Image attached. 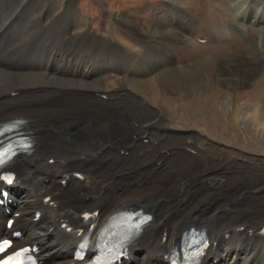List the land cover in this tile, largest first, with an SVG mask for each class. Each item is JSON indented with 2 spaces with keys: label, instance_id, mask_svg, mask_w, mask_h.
<instances>
[{
  "label": "bare ground",
  "instance_id": "1",
  "mask_svg": "<svg viewBox=\"0 0 264 264\" xmlns=\"http://www.w3.org/2000/svg\"><path fill=\"white\" fill-rule=\"evenodd\" d=\"M256 1L262 6L255 4L249 10V3L231 0L232 14L259 29L255 41L250 40L256 49L249 60L229 56L224 63L233 67L230 71L249 70L256 84H261L264 0ZM176 2L167 0V7ZM71 4L57 5L55 13L51 0H0V122L26 120L34 142L33 153L14 160L20 182L11 187L13 201L9 208L19 216L10 233L22 230L20 242L37 245L41 264H70L85 233L95 237L125 205L145 203L151 220L129 249L128 257L118 264H166L172 242L193 223L208 228L210 246L202 264H264V167L237 160L221 162L218 157L211 159V166L206 155L210 150L219 156L216 150H207L199 143L188 144V140L181 146V138L173 140L172 134L153 133L152 126L161 125L163 116L148 98L128 102L129 105L117 104L115 87L104 90L107 88L102 74L117 71L122 60L139 70L129 81L142 94H152L156 89L151 75L157 71L165 89L176 86L192 90L199 81L190 78L198 69L181 72L186 67L177 69L174 64V68L165 59L172 56L171 52H152L160 47L167 50L168 45H161V40L181 47L193 46L191 38H185L173 26L177 14L167 13L170 10L159 12L152 29L137 20L133 22L129 14L123 18L126 12L119 15L141 34L139 42L149 47L146 53H132L90 32L70 34L82 22V15ZM69 10L73 11L72 19L63 24ZM166 14L170 16L166 18ZM240 25L239 29L249 37L250 27ZM187 26L191 28L192 23ZM149 60L154 63L151 69L145 64ZM213 68L219 73L215 80L227 82L229 78L218 72L220 62L214 61ZM178 73L181 79L188 78L186 82L178 79ZM241 114L244 122L252 126V140L264 144V107L256 102ZM196 136L207 139L202 132ZM161 138L172 146H163L156 158L172 154L176 158L172 163L163 162L165 172L161 178L154 177L148 185L135 183L131 176L156 169L157 164L139 155L155 147ZM144 140H149L148 144ZM123 149L129 155L121 154ZM196 187L210 189L205 195L194 196L195 203L189 208L194 199L189 192ZM95 210H99L96 225L90 231V225L83 224V214ZM64 223L71 225L75 233L69 232Z\"/></svg>",
  "mask_w": 264,
  "mask_h": 264
},
{
  "label": "rangeland",
  "instance_id": "2",
  "mask_svg": "<svg viewBox=\"0 0 264 264\" xmlns=\"http://www.w3.org/2000/svg\"><path fill=\"white\" fill-rule=\"evenodd\" d=\"M70 1L73 4L74 0H51L52 6L54 5L52 7L53 12H58L57 5L60 6L64 3L67 5L71 3ZM177 1L176 4H173L169 8L167 7V0H78L77 6L73 5V9L82 15V22H80L79 26L74 27L70 31V34L90 32L104 39L108 38V41L112 42V44H119L129 52L138 51V53H142L149 50V47L147 49V47L139 42L141 34L139 35V32L133 27L127 26V23L118 16H122L126 12L123 18L129 14L132 16L133 22L139 21L147 29H152L159 12L165 13L167 10H170L167 13H173L172 15L177 14V21L174 22L172 20V24L176 27V31L178 30L185 38H191L190 36L195 32L194 29H197L202 36L211 40L201 42L198 37H192L191 41L194 44L188 48L161 40V45H168L167 50L160 47L158 50L156 49L152 52L161 55L171 52L172 56L167 55L165 59L171 65L176 64L177 67L174 65V68L183 69L186 67L181 72L186 69H198V72H195V76L190 78L191 80L193 78L199 81L193 86L192 90L188 91L187 88H178L176 86H174L175 89H165L158 79L159 71H157L151 75L156 89L152 94H142L138 91L139 89L133 88L132 82L129 81L130 76L135 75L134 73L136 71L139 72V70H136V65H129L125 60H122L121 63L118 62L117 71H107L102 74L105 78V87L107 88L104 90L107 92L109 90L112 91V87H115L116 98L114 102L117 104L129 105L128 102H142L144 98H148L147 101H149L152 107L158 109L163 116V123L158 125L159 127L157 125L152 126L153 133L155 135H162V133L172 134L173 140H176L174 138H181V146L188 140V144L197 145L199 143L207 150H216L219 156L214 155L210 150L206 155V161L211 166L214 163L211 159L218 157V160L221 162L226 160L233 162L237 160L251 166L264 167V144L252 140L249 134L252 126L246 121L244 122L243 115L241 114L245 107L256 102L261 108L264 107V82L256 84L255 78L249 70L242 68V72L236 70L230 71L233 67L227 66L224 63L229 56L235 59L245 57V60H249L248 56L250 57L256 49L250 40L255 41V33L258 32L257 28L259 29V27L250 26L252 29L249 37H246L239 29V26H237L239 32L236 24H245V20L244 18H237L234 15L240 20L238 22L234 18L231 10V0ZM239 2L249 3V10L255 4L258 6H262L263 4L256 0H239ZM151 5L153 9L150 13L147 8ZM71 13L73 11L69 10L68 15L63 20V24L72 19ZM233 13L235 14V12ZM169 16V14H166V18ZM178 22L186 23L181 25ZM189 22L192 23L191 28L187 26ZM248 25H250L249 22ZM70 34L68 33L65 37L68 39ZM188 34L190 35L189 37ZM247 38L249 41H247ZM214 61L220 62L221 69L218 72L222 74L221 76L229 78L227 82L226 80L219 82L215 80V76H218L219 73L216 74L213 68ZM123 62L126 63L124 64ZM145 64L147 65L146 68L150 67V69L154 66V63L150 60ZM144 67L141 69H145ZM122 78H125V80L121 81ZM240 78H243L244 82L241 83ZM178 79L181 82H186L188 78L184 77V79H181L178 73ZM175 85L178 86V82ZM138 94L140 95L138 96ZM174 130L179 133H175ZM198 130L207 135L206 140L203 137L201 140V136H196V133H200ZM145 141L144 143H146ZM171 144L164 140V138H161L160 142L155 143V147L146 148L143 151L144 153L142 152L139 157L141 156V159L150 160L154 164H157L156 169L148 171L147 174L136 173L131 176L132 181L144 183L141 185H148V182L154 177L161 178L165 172V167L162 164L167 160L172 163L176 158V154L175 157L173 154L168 156L163 155L164 158L160 160L156 158V153L167 145L172 146ZM147 151H150V155ZM209 184L213 185L212 182ZM209 189L210 187L207 189L204 187H200V189L199 187L191 188L189 193L194 199L190 201L189 208L195 203V197L198 198L201 195H205V192H208ZM147 205L151 206V204ZM169 207L168 205L167 208Z\"/></svg>",
  "mask_w": 264,
  "mask_h": 264
},
{
  "label": "snow or ice",
  "instance_id": "3",
  "mask_svg": "<svg viewBox=\"0 0 264 264\" xmlns=\"http://www.w3.org/2000/svg\"><path fill=\"white\" fill-rule=\"evenodd\" d=\"M10 246V242L0 241V252H3L6 248ZM27 250L16 252L15 256H10L8 259L0 260V264H24V260L21 257Z\"/></svg>",
  "mask_w": 264,
  "mask_h": 264
}]
</instances>
